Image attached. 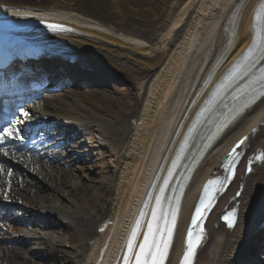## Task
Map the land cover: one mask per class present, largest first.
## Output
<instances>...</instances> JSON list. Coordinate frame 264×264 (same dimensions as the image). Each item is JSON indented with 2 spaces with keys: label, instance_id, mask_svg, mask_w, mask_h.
Instances as JSON below:
<instances>
[{
  "label": "bare ground",
  "instance_id": "bare-ground-1",
  "mask_svg": "<svg viewBox=\"0 0 264 264\" xmlns=\"http://www.w3.org/2000/svg\"><path fill=\"white\" fill-rule=\"evenodd\" d=\"M121 1L0 0V21H33L39 25L22 31L0 30V43L13 50L38 46L54 55L79 57L91 63L90 68L81 69L87 74L88 83H79L75 78L52 86L58 76L48 82L46 74L54 71L53 65L57 63L42 62L25 71L19 86H11H17V93L31 91L33 85L45 79L49 86L43 88H59L57 94L34 92L25 98L31 100L40 94L36 109L42 115L60 114L76 122L71 129L75 134L64 144L82 146L77 149L84 156L79 155L77 160L93 162L88 171L97 176L90 186L71 183L66 169L72 159L67 161L61 153L64 144L44 142L42 135L39 140L35 138L27 145H20L7 138L15 133L13 126L9 127L3 139L0 137V201L15 198L28 206H54L65 213L67 222L50 228V224L40 220L30 223L19 218L7 220L12 226L6 229L18 234L16 240L9 242L11 237L0 233V264H48L36 259L34 242L45 250L47 260L60 264L59 253L52 248L59 247L62 238H69L70 230L81 238V242L73 246L70 264H124L122 260L127 250L131 252V263L145 223L134 245L128 243L126 247L127 238L145 197L154 179L151 199L157 191L184 129L209 90L202 94L203 85L214 83L249 43L252 14L260 2L160 0L166 17L157 16L149 29H145L135 14L128 15L121 10ZM128 1L135 12L138 3L145 0ZM61 67L65 71L70 68L66 64ZM101 68H109L116 78L125 77L131 82V100L121 101L110 94L116 84L110 77L93 84L87 80L104 79V73L98 72ZM16 78V75L11 77L12 83ZM77 101L85 104L86 114L73 116L65 108ZM34 109L30 106L19 116L41 118ZM24 124V128H30L42 123L33 118L22 122L21 126ZM15 128L19 129V124ZM245 135L248 155L256 149H264V97L218 134L191 167L181 195L175 196V207H172L176 214L174 236L165 264L178 263L184 230L201 186L217 171L222 156L232 144ZM80 138H88V143ZM102 146L111 154L113 175L107 183L94 170L99 164L101 168L105 166L102 151L97 153L102 160L100 163L92 153L93 148ZM7 154L27 170L14 167L6 159ZM240 184L244 187L242 196L229 203ZM98 189L107 192L100 210L88 203ZM59 195L65 202L56 205ZM236 202L239 221L233 230L227 231L216 224L217 218L225 205L231 208ZM261 212H264V164L255 167L247 177L243 175L241 164L234 182L208 218L206 235L194 264H249L254 258V247L264 240V233L249 238L243 246L238 244L237 238L246 228L248 219ZM106 218L112 221V226L103 234L95 235L98 223ZM240 248L238 260L232 259Z\"/></svg>",
  "mask_w": 264,
  "mask_h": 264
},
{
  "label": "rangeland",
  "instance_id": "rangeland-1",
  "mask_svg": "<svg viewBox=\"0 0 264 264\" xmlns=\"http://www.w3.org/2000/svg\"><path fill=\"white\" fill-rule=\"evenodd\" d=\"M120 7L122 8V10H125V12L128 15H134L137 17V19L140 21L141 25L143 26V28L145 29H149V25L150 23L157 19V16H160L161 19H164L166 17V12H165V7L163 5V2H161L160 0H145L144 2H140L137 5V10L134 12L131 8H130V3L128 0H122ZM159 20V19H158ZM114 91H110V94L112 96L115 97H119L121 101H128L131 100L132 98V86H131V82H126L124 84H115L114 86ZM60 92V91H59ZM58 91H50V93L52 94H57L59 93ZM49 93V92H48ZM40 98H36L34 101L36 102L34 104L33 107L38 108V101H40ZM33 101H31L32 103ZM29 103V104H31ZM71 103V102H70ZM32 106V105H30ZM65 108L69 109V113L72 114L73 116H81L79 114H86L84 112V109H86L85 104H83L81 101H77L66 105ZM74 108V109H72ZM77 111V112H75ZM104 115L106 114L105 112L101 111ZM57 113V112H54ZM63 114V112H62ZM103 115V116H104ZM94 134V133H93ZM97 135V134H96ZM83 139V141H85V143H88V138H80ZM66 147V148H65ZM82 149V146L77 145L76 148L72 147V146H64V150H62V154L64 156H68V161L69 159H72V163L70 165V167H68L66 169V172L69 173V177H70V182H77L82 183L84 185H91V181L94 178H97L95 173H91L88 171V168L91 167L94 163L90 162V161H82L79 162L78 160H75L78 158L79 155H83L81 153H79L78 149ZM100 150H98L97 148H93L92 153H94L95 157L94 159L100 163L102 160L99 157V155L97 154ZM101 153H103V157H104V167H100L99 166L96 168L94 167V170L98 173H100L99 175L103 177V180L105 181V183H107L108 181H110V179L112 178V169H111V154H109V152L107 150H102L101 149ZM84 156V155H83ZM74 159V160H73ZM91 159V158H90ZM90 162V163H89ZM99 177V176H98ZM61 195V194H60ZM57 196L58 198L55 200V204L63 201L64 199L61 196ZM107 197V192L105 190L102 189H98L96 190V192L89 197L88 199V203L90 204L91 207L93 206H98L99 210L101 209V203L104 201V199ZM59 199V200H58ZM17 203L21 204L20 202L17 201ZM14 211H17V208L14 209ZM58 227V226H55ZM53 227V229L55 228ZM51 228V227H50ZM3 235H9L8 232L2 230ZM36 236V235H34ZM81 242V238L79 236V234L74 231V230H70V237L69 238H62V240H60L59 242V247L54 246L53 249L54 251H58L59 253V259L58 261L60 262V264H70V260L68 258L69 254L71 253L70 250H68L67 248H65V245H69V244H79ZM32 246L36 249V259L39 261H46L48 262V264H56L55 261L52 260H47V254L45 252L44 249H42L39 246L35 245V242L32 243ZM19 259V258H17Z\"/></svg>",
  "mask_w": 264,
  "mask_h": 264
},
{
  "label": "snow or ice",
  "instance_id": "snow-or-ice-1",
  "mask_svg": "<svg viewBox=\"0 0 264 264\" xmlns=\"http://www.w3.org/2000/svg\"><path fill=\"white\" fill-rule=\"evenodd\" d=\"M53 27H58V26H53ZM8 130L5 129L4 133H0V137H3L5 135V133H7ZM10 134V133H9ZM203 202V200L201 201ZM197 212H200V208L197 207L196 209ZM193 219L195 220V217H193ZM149 228L151 229V225H149ZM148 242V236H145V244H147ZM153 246H156V242L155 240H153ZM165 246H166V242H165ZM144 248L145 245L142 244L141 245V254H144L146 256L145 260L141 261L140 260V256H137V264H149V260L147 259V257H153V259L151 260V264H160V257L163 255V253L160 251L159 247L156 246L157 251L156 253H153V251L151 250V248L149 249V251L147 253L144 252Z\"/></svg>",
  "mask_w": 264,
  "mask_h": 264
}]
</instances>
